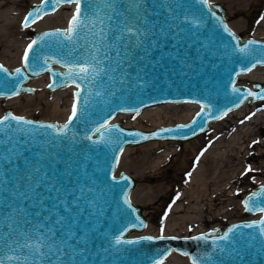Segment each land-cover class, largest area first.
Wrapping results in <instances>:
<instances>
[{"label":"water","instance_id":"95a60500","mask_svg":"<svg viewBox=\"0 0 264 264\" xmlns=\"http://www.w3.org/2000/svg\"><path fill=\"white\" fill-rule=\"evenodd\" d=\"M125 2L117 7L131 20ZM40 4H31L25 15ZM81 6L85 8L83 2ZM93 8L98 15L88 13L92 23L75 49L49 38L34 46L25 68L23 55L31 40L66 29L68 23L29 28L21 63L9 68L0 62L7 70L0 71V118L12 114L33 121L0 126V260L9 256L14 259L3 264H158L177 251L187 253L191 264H264V213L259 211L264 207V183L242 201L241 215L258 218L162 234L160 239L156 234H131L147 226L143 205L130 197L137 179L125 170L115 176L127 145L187 140L241 104L264 100L246 95L264 89V79L253 80L251 86L238 83L239 74L264 65V39L240 36L227 23L223 3L209 0L207 5L199 0H144L135 35L121 32L122 17L110 12L104 0ZM52 9L49 3L44 12L56 11ZM84 61H90L98 75L69 76L72 66ZM74 103L77 116L67 135H58ZM41 178L43 183L37 184ZM252 193L259 199L248 211L245 203ZM246 224L254 227H243ZM234 226L239 227L228 239H219ZM200 236L206 239H192ZM117 239L122 242L115 243ZM36 247L39 253L33 257Z\"/></svg>","mask_w":264,"mask_h":264},{"label":"rangeland","instance_id":"374dc122","mask_svg":"<svg viewBox=\"0 0 264 264\" xmlns=\"http://www.w3.org/2000/svg\"><path fill=\"white\" fill-rule=\"evenodd\" d=\"M37 1L38 0H0V62L9 68L20 64L22 51L30 39L28 33L29 28L42 30L52 27H65L67 25V20L71 15V5L63 4L52 13L58 12L59 15L68 13L67 17L62 15L61 18H59L56 17L57 14L49 17L45 21L42 20L43 18L41 20L39 19L28 28L22 27L24 13L31 4ZM211 1L223 3L225 8L224 16L227 23L240 36H252L264 39V19H261V17H264V0ZM258 68V71L261 73V78L264 79V66ZM242 75L247 74H241V76ZM241 76L239 75L238 83L250 85V81H248L246 76ZM255 106L263 108L264 100L255 103ZM252 108L253 107L250 106L242 115L235 114V111H230V116H226L227 119L225 118L226 120L220 125L216 133L223 134L227 131L233 133L238 127L249 122L254 114ZM247 117H250V119H246ZM241 121H243V123H241ZM255 124L252 127L258 143L250 144V137H246V141L244 140L242 142L245 144L243 148L240 149V153L235 151L233 154L234 156L228 162L229 164L227 163V165L223 167L219 166L216 170L210 165L207 175L208 185L203 188L194 183L195 181L192 177L195 165L199 160H197V158H199L198 151H201L208 145L205 140L211 138L213 135L210 128L200 134L202 139L200 140L196 157L194 156L192 158L193 160L191 159L192 163L189 164L188 161L185 165L183 164V159L191 158L194 155L193 150L180 148L178 154H173L171 157L172 159L170 158L169 161H165L164 165L159 168V172H148L150 169L147 168L145 164H142L143 158L144 160L148 157L153 159L159 148H154L150 150V153H146L145 145L148 143L144 144L145 142L128 147L127 153L123 156L124 151L122 157H120L121 159H119L116 173L118 174L120 171L125 170L137 179L130 197L132 195L134 200L131 199L135 203L143 205V213L147 218V226L144 233L162 235L207 230L215 227L223 228L233 221L248 219L249 217L246 218L241 215L243 210V197L257 184L264 183V119ZM165 141L175 142L177 145L185 142L184 140L181 141L176 139ZM207 163L212 164L210 161H207ZM249 165L253 171L248 172L246 175H242ZM142 171L147 172L145 177L139 176ZM141 183L143 184V189L135 192L136 188ZM142 191L148 195L147 198H141V194L139 193ZM184 199H186V202ZM194 203L197 205V208L195 209L191 206V212L189 211V213L200 215L201 217L193 222H188V219L184 221L181 220V216L186 214V210H184L185 206ZM177 204H181L182 208V204L184 205V209L175 212L176 218H178L177 221L188 223L186 225L184 224L182 228L170 229L167 226V221L170 219L169 217L173 208ZM162 226L163 233H161ZM186 259V264H191L188 257H186ZM170 263L171 262L165 258L158 264Z\"/></svg>","mask_w":264,"mask_h":264},{"label":"snow or ice","instance_id":"6c2138e0","mask_svg":"<svg viewBox=\"0 0 264 264\" xmlns=\"http://www.w3.org/2000/svg\"><path fill=\"white\" fill-rule=\"evenodd\" d=\"M82 2L85 4V8H82ZM144 0H126L125 3H123L124 7V11H127L129 14L132 15V19L129 20L127 16H124V12L121 11L120 8L117 7V5H121V0H104V3L106 5V7L110 10V12L115 13L116 16L118 17H122V23L125 25L124 28H121V32L124 34H132L135 35L134 33V27H135V23L136 21H142V17L140 16V6L143 4ZM200 3L207 5L208 0H199ZM51 3L53 5V11L56 10V8L60 5L63 4H68V5H72L75 4V10L70 18V20L68 21V26L66 29H56L53 32H46L43 33L38 39H33L31 40V42L27 45V48L24 51V55H23V62H24V67L27 68L29 66V54L31 52L34 51V46L37 45L38 43L41 42H47L49 40V38L55 37L57 38L58 41L60 42H67L68 44L73 46V49H75V45L78 39H81V33L83 32V30L85 28H87L89 26V24L92 23V20L89 18L88 13H93L98 15L96 9L93 8V4L97 3V0H41V4L38 6L34 7L33 11H29L25 16L24 19L22 21V27L24 28H28L30 27L31 24L36 23L39 19H42L44 15H47V12H44V8ZM128 5H131V7H128ZM214 15V14H213ZM109 19H111V15H109L108 17ZM261 19H264V17H261ZM119 26V25H118ZM224 31L227 32L229 35H232V33L229 31V29L227 28V25H224ZM103 32V30H102ZM104 35H107V33H104ZM249 44L254 43L253 41H249ZM135 46V45H134ZM247 47V45H245V48ZM245 49L244 48H240L239 51L243 52ZM93 59H95V57L93 56ZM252 67H255V65H253ZM248 71H251L252 69L249 68L247 69ZM0 71H7L6 69L3 68V66H0ZM15 73L17 76H21L22 73V69L17 68L15 70ZM92 73H96L98 75V73L96 72L95 67L91 64L90 61H84L83 63H79L77 65H73L72 66V70L69 71V76L75 75L77 77L80 78H85L87 76H89ZM49 87H52V85H49ZM18 91L13 93L18 94ZM234 91H239L238 89H234ZM77 97H79V93L75 94ZM247 96H253L257 99H264V89H261V91L259 93H253V92H247L246 94ZM203 111V109H202ZM198 116L200 115L199 113L197 114ZM77 116V106L76 103L73 104L72 107V114L69 116L68 118V122L66 124H64L62 126V128H60L57 131L58 135L61 136H66L67 135V130L69 129V125L72 123L73 119ZM246 119H250V117H247ZM8 121H14L16 122V124H32L33 121L30 120H26L24 117H20V116H14L12 114H8L3 116L2 118H0V126L5 125L6 122ZM196 123V120H193V124ZM241 123H243V121H241ZM40 127L44 128H54V125H40ZM101 127H103L105 129V131H109L108 129V125L104 124L101 125ZM184 127V126H181ZM190 127V126H189ZM2 130V129H0ZM97 131H99V129H97ZM164 131H173L172 129H165ZM129 135H131V133H129ZM89 139H91V137H89ZM258 143V141H254L253 142ZM251 146V145H250ZM203 153H201L202 155ZM199 158H197L198 160ZM36 171H38V169H34ZM253 171V169L251 168V166L249 165L244 173H242V175H246L248 172ZM190 175V174H189ZM254 179V178H253ZM43 183V178H41L40 180H37V184H41ZM259 199V197L257 196V193H252L249 198L248 201L245 203V208L248 211H252L255 209V201H257ZM251 205V207H250ZM259 211L261 213H264V207H260ZM60 221L58 220L57 223H59ZM261 223H264V221H261ZM236 227L239 226H234L232 229L228 230V233H226L224 236L219 237V239L221 240H226L229 238V234L234 233L236 230ZM243 227L246 228H251L254 227V225L252 224H246L243 225ZM191 230V229H190ZM51 231V230H50ZM262 232H264V229H261ZM161 233H163V226L161 227ZM68 236L71 237V233H68ZM160 239H164V236L161 235L159 237ZM63 239V236H62ZM143 239H148L151 240L153 239L152 237H144ZM170 239H175V237H170ZM192 239H206V237L204 236H200V237H192ZM122 241L120 239H117L115 241V243L119 244ZM127 243H133V241H126ZM24 247H28V245H24ZM39 253V247L35 248V251L32 252V256L36 257L37 254ZM185 255H187V253H184ZM14 259L13 257H9V256H5L3 258V260H12ZM15 259H20V258H15ZM3 260H0V264H3ZM195 264V261H194Z\"/></svg>","mask_w":264,"mask_h":264},{"label":"bare ground","instance_id":"6f19581e","mask_svg":"<svg viewBox=\"0 0 264 264\" xmlns=\"http://www.w3.org/2000/svg\"><path fill=\"white\" fill-rule=\"evenodd\" d=\"M209 1H211V0H209ZM70 7H71L70 12L72 13L74 4H72ZM54 15H57L56 17L61 18L62 15L65 16V17H67L68 16V13L65 14V15L64 14L59 15L58 12L52 13V14H47V15H45L43 17L42 20L45 21L49 17L54 16ZM260 66H264V65H257L251 71H249L247 73H243V74H247V75H242V76L243 77L246 76V78L248 79V81H250V83L253 80L262 79L261 78V73L258 71L259 70L258 67H260ZM239 75L241 76V74H239ZM258 102H261V101H258ZM258 102L257 101L254 102V103H247V102H245V103L241 104L239 107H237L236 109H234V110L231 111V112L235 111L234 112L235 114L242 115L246 110L249 109L250 106H252L253 107L252 110L254 112L253 118L249 122H247L246 124H244L243 126L238 127V129L236 131H234L233 133H230L228 131L226 133H223V134L216 133V131L220 128V125L227 119L228 116H230V113L231 112H229L227 114L228 116L226 115L227 117L225 116V117H222V118L213 120L209 124V127H208V128H210L211 133L213 135H212L211 138L205 140V142H207L208 145L206 147H204L201 151H198V149H199L198 148L199 147V143H200V140L202 139L201 138L202 137L201 135L196 136V137L189 138L187 140H184L185 142L182 143V144H180V145L175 144V142L165 141V140H173V139H155V140H150V141L145 142L144 144L148 143V144L145 145V151H146V153H150L151 152L150 150H152L154 148L155 149L156 148H159L157 150V152H160V153H157L156 152L153 159H151V158L148 157L147 159L144 160V158H143L142 159V162H143L142 164H145L147 166V168L150 169L148 172H151V171H153V172H159V168L162 165H164L165 161L166 162L169 161L173 154H178V151H179L180 148L181 149L182 148L183 149H192L193 152H194V155L191 158H184L183 159V161H184L183 164H185V165L188 163V161H189V164L192 163V160H193L192 158L194 156L196 157V154H197V151H198V153H199V155H198L199 160H198V162L195 165V170L193 172L192 179H194V181H195L194 183H196L199 187H202V188L205 187L206 185H208V183H207L208 182L207 181V175H208V170H209L210 165H212V167L215 170L218 169L219 166L223 167V166L227 165V163L234 156L233 154L235 153V151L236 152H239L240 149L243 148V146H244L245 143H242V142L245 140L246 137L247 138L250 137V139H249L250 144H253L254 141H257L256 134H254L253 127L252 126H254L255 123L261 122L264 119V107L263 108H258V107L255 106V103H258ZM193 138H195V139H193ZM190 139H192V140H190ZM156 140H162V141H156ZM128 147H130V145H127L124 148L123 152L124 151L125 152H124V154L122 152L123 156L127 153L128 149H129ZM201 153H203V154L201 155ZM122 154H121V157H122ZM240 157H242V156H240ZM207 161H210V163H212V164L207 163ZM146 173H147L146 171H142V172H140V175L139 176L145 177L146 176ZM211 177H213V176H211ZM208 179H209V177H208ZM140 189H143V184L142 183L140 185H138V187L136 188L135 192L136 191H139ZM139 194H141V198H145V197L147 198V196H148L147 194H145L144 191H142ZM131 198H132V195H131ZM132 199L134 200V198H132ZM184 200L186 202V199H184ZM182 206H183V208L181 207V204H177L173 208V211H172V213H171V215L169 217L170 219H168V221H167V226L170 229L182 228V227H184V224L186 225L189 221L190 222H193L196 219H198V218L201 217L200 215L190 214L189 213V211L191 209V206L193 208H195V209L197 208V205L195 203L192 204V205H189V206L186 205L185 206V209H184V205L183 204H182ZM182 209L186 210V212H185L186 214H183L181 216V220L184 221V220L188 219V222H183V221L180 222V221H177L178 218H176L175 212L181 211ZM193 211H195V210H193ZM248 217H250V216H248ZM141 233H144V231H142V232H131V234H141ZM180 254L181 253H179V252L177 253V251H172L169 254V256L166 257V260H168L169 262H171L170 264H186L185 259H186L187 256L186 255H183V254H182L183 255L182 256Z\"/></svg>","mask_w":264,"mask_h":264}]
</instances>
